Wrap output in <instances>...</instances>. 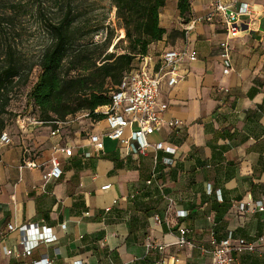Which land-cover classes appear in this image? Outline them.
I'll use <instances>...</instances> for the list:
<instances>
[{"label":"crops","instance_id":"obj_1","mask_svg":"<svg viewBox=\"0 0 264 264\" xmlns=\"http://www.w3.org/2000/svg\"><path fill=\"white\" fill-rule=\"evenodd\" d=\"M189 1L190 19L216 2ZM219 1L228 10L249 6L238 16L239 34L228 39V73L218 45L226 38L223 12L185 32L177 0L161 9L166 32L147 52L154 68L169 47H186L196 59L180 63L182 79L173 87L161 83L159 97L167 104L162 117L180 123L155 129L143 153L106 136L102 149H94L89 134L103 133L106 124L84 112L71 115L55 136L33 117L15 119L18 133L9 129L12 141L0 144V264H34L44 255L53 264H154L160 257L166 264H213L210 238L228 234L254 244L253 250L233 251V264H264V0ZM174 29L183 34L173 37ZM78 115L87 119L75 121ZM158 141L174 152L156 149ZM55 142L70 146L72 154L53 151ZM27 157L42 165L21 167ZM50 157L61 167L58 179L42 177ZM258 201L262 210H239L241 202ZM9 222L14 229H7ZM28 223L48 229L54 239L21 255L17 228ZM181 226L190 229L192 246L146 247L147 236L169 243Z\"/></svg>","mask_w":264,"mask_h":264},{"label":"trees","instance_id":"obj_2","mask_svg":"<svg viewBox=\"0 0 264 264\" xmlns=\"http://www.w3.org/2000/svg\"><path fill=\"white\" fill-rule=\"evenodd\" d=\"M82 1L0 0V133L20 117L11 101L35 67L39 71L25 96L36 122L54 127L79 112L101 120L104 114L95 110L110 102L111 90L134 59L146 55L166 32L159 14L167 0H110L123 36L112 41L106 32L94 40L101 25L85 17ZM176 6L182 23L187 22L190 1L177 0ZM35 34L38 41H25ZM26 42L33 44L34 53Z\"/></svg>","mask_w":264,"mask_h":264},{"label":"built area","instance_id":"obj_3","mask_svg":"<svg viewBox=\"0 0 264 264\" xmlns=\"http://www.w3.org/2000/svg\"><path fill=\"white\" fill-rule=\"evenodd\" d=\"M249 10V6L246 3H242L237 9H227V6L216 0L213 9L210 11L193 17L184 23V31H188L194 27L198 22L204 20L210 21L216 11H221L225 14V29L226 38L219 41L220 48L219 55L223 64V73L230 71V58H229V44L228 39L236 37L240 29L237 25L238 16L241 13H246ZM196 55L193 51H188L186 47L183 48H166L162 51L159 57L158 66L155 69L154 65L156 61L153 56L146 54L140 57L139 65L132 67L129 71L124 73L121 77L119 84H117L110 92V102L103 105L102 111L105 121V130L103 133H90L89 142L94 149H102L103 141L102 137L106 136L111 139H116L121 143L127 145L133 150L144 152L150 145L147 140V136L151 134L160 125L165 123L167 126H176L180 123L179 119H164L162 113L167 108L166 102L160 100V86L162 82L168 87H173L178 81L182 79L178 74L179 65L184 60H194ZM95 111H99L98 108ZM24 117V116H23ZM23 117H17L16 121ZM71 116L66 117L64 120L56 121L54 127H50L49 134L51 136L61 134L63 127L70 120ZM93 122L97 120H92ZM129 125L134 126L129 136L124 135L126 127ZM12 141L11 136L7 130H3L0 133V144H9ZM133 143H136L135 146ZM156 149H163L166 152H174V147L165 145L163 141H158L153 144ZM53 151H60L66 156L72 154V148L67 145L55 142L52 144ZM42 163L32 158H25L20 163L21 167L38 168ZM62 170L58 165L54 157H50L49 167L43 171L42 177L44 179H58L61 176ZM147 182H150L148 180ZM110 185L109 183L101 185V189H106ZM169 202H172L171 198H168ZM252 211L262 210L263 206L258 201L254 206L248 202H241L239 204V210L245 211L247 208ZM108 209V208H107ZM178 215L184 216V211H178ZM156 221H159L158 215H154ZM7 229L12 230L14 226L12 223H7ZM21 245L20 254L26 255L31 249L37 246L41 242H50L54 239V236L48 229L40 227L35 223H28L20 225L18 228ZM190 229L186 226L178 228V236L169 243H155L150 240V237L146 238V247L159 250L164 249L165 246L170 244L175 245H189L193 243L187 238V233ZM264 238V235L261 237ZM210 254L213 260V264H233L234 256L233 251H242L243 249L253 250L254 244L247 243L242 238L233 239L230 234L227 236L216 239L213 235L210 238ZM34 264H53L52 261L46 256H42L34 261ZM72 264H81L80 261L75 260ZM154 264H166L164 257L158 258Z\"/></svg>","mask_w":264,"mask_h":264},{"label":"rangeland","instance_id":"obj_4","mask_svg":"<svg viewBox=\"0 0 264 264\" xmlns=\"http://www.w3.org/2000/svg\"><path fill=\"white\" fill-rule=\"evenodd\" d=\"M80 7L82 8V11L85 12V17H89L92 23H95L96 25H101L100 30L97 33L93 34L92 36L94 40L101 39L106 32L107 34L111 33L112 41H114L116 37L123 36L122 34L123 29L120 28L118 25L117 19L115 17V8L111 4L110 0H83ZM38 39L40 38H38L35 34L28 36L25 41L32 43L38 41ZM29 43H27L28 45L25 44L26 45L25 48H29L31 54L34 53L35 47H33V44H29ZM125 43L126 42L124 41L120 45L122 46ZM121 46L118 47L117 51H121ZM139 63H140V59L138 58L134 59L132 67L139 65ZM38 71H39L38 67H35L27 84L19 88L18 92L11 101L10 106L12 110L18 113L20 117H22L23 115H26V117L28 116L33 117L32 115L33 110L31 109L30 106L27 105L25 94L26 91L29 89V86L35 80ZM86 117L87 116L78 115V118L75 121H79L80 119H87ZM15 125H16L15 120L13 121L10 120V125L7 127L6 130L9 131V129H11L12 131H14L16 128ZM11 130L9 131L10 134L18 133L17 130L14 132H12Z\"/></svg>","mask_w":264,"mask_h":264}]
</instances>
